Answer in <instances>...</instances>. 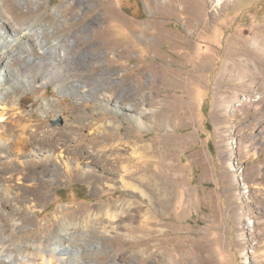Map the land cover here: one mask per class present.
I'll return each mask as SVG.
<instances>
[{
    "label": "rangeland",
    "instance_id": "obj_1",
    "mask_svg": "<svg viewBox=\"0 0 264 264\" xmlns=\"http://www.w3.org/2000/svg\"><path fill=\"white\" fill-rule=\"evenodd\" d=\"M34 4L28 0L27 13ZM38 5L56 24L63 20L59 33L72 40L70 55L86 56L69 71L71 79L90 82L98 94L80 99L52 83L36 92L17 88L18 118L27 121L33 136L13 147L15 165L41 160L47 155L43 148H49L47 167L53 170L44 177L49 182L45 200L29 181L20 185V200L7 198L13 202L4 205L0 195L2 237L10 238L18 228L21 247L41 241L47 246L64 222L96 213V202L121 215L142 214L129 210L139 202L147 207L148 201L124 189L112 167L148 154L143 163L153 166L169 188V199L156 214L170 237L149 240L148 249L130 259L119 252L110 256L115 247L130 246L128 241L101 238L89 242L79 257L95 264H137L139 257L160 253L162 259L148 264H264V90L223 71L227 63L236 70L241 59H255L252 39L264 29V0H39ZM56 7L62 10L59 16L52 11ZM231 42L239 54H232ZM143 94L148 110L140 126L134 115L142 112L136 103ZM221 94L227 100L218 101ZM43 102L50 103L47 116ZM50 134L65 138L80 152L78 158H68L65 142ZM77 165L92 169L93 180L101 178L104 189L92 191L80 175L67 178L66 168ZM58 169L63 174L57 181ZM37 172L30 169L28 178ZM78 228L79 233L88 229Z\"/></svg>",
    "mask_w": 264,
    "mask_h": 264
},
{
    "label": "bare ground",
    "instance_id": "obj_2",
    "mask_svg": "<svg viewBox=\"0 0 264 264\" xmlns=\"http://www.w3.org/2000/svg\"><path fill=\"white\" fill-rule=\"evenodd\" d=\"M34 2V6H32L30 12L27 13L24 6L28 3V0H0V182H5L4 185L8 186V188L0 186V195L1 199H4V205L13 202V200L12 202L9 200L10 198L17 199L22 196L24 190L21 189L20 185H25L26 181L31 182V185L36 187V193H38V191L42 192L41 195L43 199L46 198L49 182L44 179V177L53 170L47 167L52 161L49 148H43V154H47L45 158L41 159L44 162L41 160L24 162L25 159L24 161H20V166H17V164L15 165L17 162L15 161L14 154H12L13 147L28 143L30 141L29 136L32 135L31 131V134L28 132V129L32 127L28 125L27 121L22 122L20 120L21 117L18 118L22 112V103L21 97H19V94L16 92L17 88L19 87V90L21 89L24 93L25 91L36 92L43 86L52 83L55 84L59 92L74 93L76 97L80 99H84L87 95L98 94V89L94 88L90 82L71 79L69 71L78 64L77 62H80L83 58L85 59L86 56L83 54H77L76 56L73 54L70 55L73 49L72 40L62 38V35L59 33V29H61L63 25L61 21L63 20L60 21V24H56V20L53 21L48 18L50 15H48L46 11L40 10L38 5L39 0H34ZM52 11L57 16L62 12L58 7L54 8ZM45 23H48L47 29H45L46 26L44 27ZM261 33L262 34L257 37H252V44L256 49L255 59H241L239 69L236 70L235 68L232 70L229 67V63H227L223 71H227L230 74L232 73L234 76L237 74L241 81L248 80V85L251 88L253 87L252 89L259 88L264 90V29H262ZM75 41H78V36H76ZM230 47L232 54H239V50L238 52L235 50V42H231ZM100 96L103 97V95ZM236 96H232L231 101H235ZM142 97L143 100L136 103V106L141 108L142 112H137L136 115H134L137 125L140 126L143 125V111L148 110L144 104L145 94H143ZM238 97H241L240 94L237 98ZM151 98L154 100L153 96ZM217 99L222 102L227 100V97L221 94L218 95ZM112 101H114V99ZM246 101H248V99L244 96L243 102ZM155 103V101H152V105ZM124 106L128 107L127 104ZM41 108L44 110H42L43 114L45 113L47 116L50 103L43 102ZM27 118L28 117H26V119ZM42 118H45V115H42ZM7 122H12L16 128L10 130ZM162 125L163 124H161V126ZM45 128L47 127L45 126ZM50 136L65 142V152L70 154L68 158H78L80 152L72 149L65 138L54 136V134H50ZM31 145H33V143ZM4 148H6V151H4ZM62 149H64V147ZM141 149L142 152L145 151V147ZM158 150H162V148ZM93 157L97 158V156ZM147 160H149L148 154L139 155L137 161L133 163L125 164L121 163V161H116L115 165L112 167L114 174L118 177V182L121 183L124 189H132L133 192H136L139 196L148 201L147 207L144 205V202H139L135 207L136 210H129L144 211L142 214L129 213L128 215H121L116 213L112 206H103L100 202H96L92 205L93 207H100L96 213L92 210L86 215L78 214L74 222H64L53 243L45 246L44 241H41L36 244H31L30 247L27 248H23L19 244L16 231L18 229L17 225V229H14L10 238H4L0 234V264H95L93 259L79 257L80 250L89 249V242H94L101 238L109 239L110 237L116 241H128L130 245L126 249H122L121 246L115 247V252L110 255L111 258H114L115 253L119 252L121 257L130 259L134 254L139 255L142 250L146 251L148 249L147 242L149 240H153L155 237L161 235L170 237L168 230L162 227L164 223L161 217L156 214V211L160 209V207H164L165 203L168 201L169 188L162 183L161 175L153 171V166H148L143 163ZM30 169L37 170V174L39 173V175L37 177L28 178L30 176ZM60 171L58 169L57 177H55L57 181L60 180V176L63 174H61ZM66 173L67 178L73 175L82 176L85 180L89 181L92 191L95 192L101 191L106 185L104 181L100 180L101 178L93 180L96 174L90 168L86 171H82L78 165L76 167H67ZM66 173H64V175H66ZM64 182L69 183L71 181L70 179H65ZM107 185L112 186L110 184ZM127 202L128 201L125 203ZM132 203H134V201L130 200L128 205L132 206ZM35 205L37 204L35 203ZM117 205L115 206L118 207ZM127 220H129V222H127ZM0 222L1 231L3 227L2 221ZM78 225L92 230L94 237H89L88 229L86 233H79ZM13 239L15 242L10 241ZM139 241L145 242V247L142 248ZM31 246L35 248L34 251L31 250ZM94 247H97V245ZM193 251L194 249L191 248L190 252ZM24 252H28L29 255L22 258ZM163 257L164 256L160 253H150L146 258L139 257L137 259V264H148L153 259L158 260ZM51 261L52 263H50ZM161 264H165V262Z\"/></svg>",
    "mask_w": 264,
    "mask_h": 264
}]
</instances>
